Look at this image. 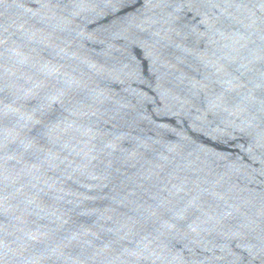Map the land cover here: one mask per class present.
Segmentation results:
<instances>
[{
	"label": "water",
	"instance_id": "1",
	"mask_svg": "<svg viewBox=\"0 0 264 264\" xmlns=\"http://www.w3.org/2000/svg\"><path fill=\"white\" fill-rule=\"evenodd\" d=\"M0 264H264V0H0Z\"/></svg>",
	"mask_w": 264,
	"mask_h": 264
}]
</instances>
